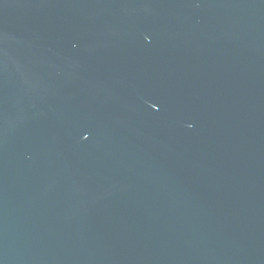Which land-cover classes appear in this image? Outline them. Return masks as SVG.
Instances as JSON below:
<instances>
[{
  "label": "water",
  "instance_id": "water-1",
  "mask_svg": "<svg viewBox=\"0 0 264 264\" xmlns=\"http://www.w3.org/2000/svg\"><path fill=\"white\" fill-rule=\"evenodd\" d=\"M0 264H264V0H0Z\"/></svg>",
  "mask_w": 264,
  "mask_h": 264
}]
</instances>
